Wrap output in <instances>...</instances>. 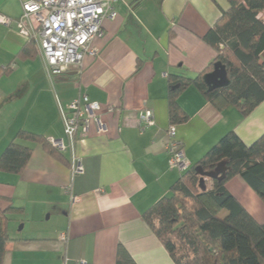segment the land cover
<instances>
[{
	"label": "crops",
	"instance_id": "1",
	"mask_svg": "<svg viewBox=\"0 0 264 264\" xmlns=\"http://www.w3.org/2000/svg\"><path fill=\"white\" fill-rule=\"evenodd\" d=\"M229 9L227 0H122L94 42L97 55L54 81L38 45L32 41L34 57L20 59L30 40L0 24V66L12 69L0 78V113L11 108L0 119V156L21 131L67 144L58 103L84 94L101 104L107 129L92 125L77 140L84 174L75 177L40 143L19 141L33 152L22 174L0 171L1 209L22 210L10 217L3 264H117L119 247L135 264H175L143 218L185 173L170 167L166 152L169 77L194 80L210 67L217 54L204 38ZM0 15L18 20L22 0H0ZM178 103L189 120L176 125L177 138L192 167L231 132L247 146L264 134V101L244 117L233 106L217 109L192 84ZM144 110L153 111L155 125L141 132ZM225 188L264 224V201L241 176Z\"/></svg>",
	"mask_w": 264,
	"mask_h": 264
},
{
	"label": "trees",
	"instance_id": "2",
	"mask_svg": "<svg viewBox=\"0 0 264 264\" xmlns=\"http://www.w3.org/2000/svg\"><path fill=\"white\" fill-rule=\"evenodd\" d=\"M230 9L205 36L216 51V59L196 79L169 77V118L171 125L184 124L189 116L178 103L180 95L195 85L217 109L237 108L249 116L264 101V0H227ZM36 54L32 41L19 53L20 59ZM216 63L226 66L229 84L210 89L206 75ZM0 66V78L11 72ZM19 141L40 143L56 160L70 165L45 137L19 132L0 156V171L22 174L32 148ZM227 165L222 182L212 181V189L201 183L198 166L213 171L220 163ZM235 176L244 181L264 201V134L247 146L233 132L223 137L198 163L185 171L171 188V195L152 206L144 221L163 244L175 264H264V224H259L225 188ZM2 197H0V204ZM21 209L0 207V264L12 241L7 226L12 214ZM117 264H135L130 254L119 247Z\"/></svg>",
	"mask_w": 264,
	"mask_h": 264
},
{
	"label": "built area",
	"instance_id": "3",
	"mask_svg": "<svg viewBox=\"0 0 264 264\" xmlns=\"http://www.w3.org/2000/svg\"><path fill=\"white\" fill-rule=\"evenodd\" d=\"M120 1L122 0H22L21 17L12 20L0 15V24L7 28L15 27L20 35L38 45L47 77L54 81L70 70L80 69L86 57L97 55L94 42L104 36V21L117 17L115 5ZM58 106L68 143L63 139L48 140L59 152L70 153L72 176L82 175L84 167L76 155V143L80 137L89 134L92 125L98 127L100 134L107 132L100 114L102 106L91 101L85 94L66 107L60 102ZM139 122L141 132L154 126L153 111H142ZM167 134L166 152L170 167L180 172L188 171L192 168V163L177 138L176 126L171 125ZM78 201V197H72L73 203ZM65 240L64 235L63 241Z\"/></svg>",
	"mask_w": 264,
	"mask_h": 264
},
{
	"label": "water",
	"instance_id": "4",
	"mask_svg": "<svg viewBox=\"0 0 264 264\" xmlns=\"http://www.w3.org/2000/svg\"><path fill=\"white\" fill-rule=\"evenodd\" d=\"M205 81L210 89H217L229 84L228 72L226 66L222 63H216L214 71L206 75ZM227 165L225 162L220 163L213 171L206 172L202 167L198 166L196 172L202 177L201 183L205 184L207 179L222 182L227 176Z\"/></svg>",
	"mask_w": 264,
	"mask_h": 264
},
{
	"label": "rangeland",
	"instance_id": "5",
	"mask_svg": "<svg viewBox=\"0 0 264 264\" xmlns=\"http://www.w3.org/2000/svg\"><path fill=\"white\" fill-rule=\"evenodd\" d=\"M3 104H4V102H2V103H0V108H2V106H3ZM10 107H12V106H10ZM9 109H11V108H7L6 109V111H3V112H1L0 113V119H9V116H10V114H11V112H10V110ZM2 123V120H0V128H1V130H2V128H4V124H1ZM205 183H209V184H211L212 183V180L211 179H207L206 180V182ZM211 186V185H210ZM207 187H209V185L207 184ZM20 228H21V225L18 227V230H20Z\"/></svg>",
	"mask_w": 264,
	"mask_h": 264
}]
</instances>
